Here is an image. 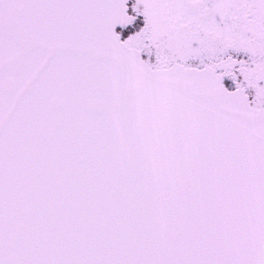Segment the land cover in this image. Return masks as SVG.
<instances>
[{"label": "snow or ice", "instance_id": "6c2138e0", "mask_svg": "<svg viewBox=\"0 0 264 264\" xmlns=\"http://www.w3.org/2000/svg\"><path fill=\"white\" fill-rule=\"evenodd\" d=\"M0 264H264V0H0Z\"/></svg>", "mask_w": 264, "mask_h": 264}]
</instances>
